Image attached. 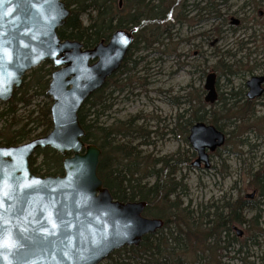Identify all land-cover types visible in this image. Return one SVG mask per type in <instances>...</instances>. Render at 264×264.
Returning <instances> with one entry per match:
<instances>
[{
    "label": "trees",
    "instance_id": "trees-1",
    "mask_svg": "<svg viewBox=\"0 0 264 264\" xmlns=\"http://www.w3.org/2000/svg\"><path fill=\"white\" fill-rule=\"evenodd\" d=\"M121 1L122 3L119 0H63L70 14L65 24L57 29L61 40L78 41L84 49L93 48L100 42L106 43L112 33L119 29L132 31L134 37L117 71L85 100L77 116L84 131L81 138L84 144H93L100 149L97 176L113 200L123 203L145 202L142 215L160 218L163 226L152 234L142 236L137 246H125L111 253L106 258L107 264H219L220 260L215 257L220 256L222 251L230 250L242 254L243 263L254 264L245 260L249 256V249L253 247L262 250L260 260L264 264V221H260V215L255 212L257 207L251 200H225L219 206L213 204L205 207V214L190 209L188 205L183 206L177 193V189H183L182 177L180 175L178 180L175 177L181 171L180 165L183 163L179 150L166 157H141L140 151L131 144L133 140L140 139L139 145H148V138L154 133L152 130L144 125H136L135 120L138 118L135 117L116 120L110 124L101 120L114 104L115 93L126 91V96L122 98L126 100L132 95L131 89L141 85L139 78L131 80L129 76L132 67L128 64L134 65L138 61L141 63L144 59V56H138V61L132 59L136 52L153 47L154 44L157 47L167 45L165 40L169 42V46L170 41L175 39L171 34L174 24L185 20L180 11L188 6L195 13L192 18L198 15L200 19L206 17L208 21L221 17L222 22L218 27L206 31L209 42V33L214 37L219 36L221 25L229 24L225 14L217 8L220 6L219 1L226 0ZM248 6H252L253 10L256 6L264 7V0L244 2L240 11L245 13L242 9ZM257 13L254 20L257 18V23H260ZM231 28L232 31L236 29ZM251 28L245 26V30ZM252 42L249 38L246 41L239 39L238 51L249 49L247 46ZM249 54L250 51L244 54V62L239 59L226 63L224 60L229 61L236 54L228 50L222 54L217 52L221 58L218 60L220 69L228 76L236 75L240 70H252L248 66ZM53 70L49 61L30 70L23 76L21 86L14 90L12 98L4 103V107L0 109V146L19 145L45 136L51 130L52 102L46 90ZM121 75L124 76L120 77ZM134 82H137L136 86ZM222 94L220 106L216 109L211 107L206 110L201 104L199 107H192L190 115L184 121L186 125L206 120L221 130L218 125L220 122H228L230 126L239 122L237 129L240 132H250L249 121L254 117L253 101L246 99L243 93L226 91ZM19 110L23 114H18ZM184 113L186 112L177 115L176 125L182 121ZM229 134L231 138L236 136L232 130ZM124 138L127 139L123 140ZM236 142L240 146L247 144L245 140ZM185 162L189 167L188 161ZM29 168L33 174L41 177L61 175L62 156L49 147L36 149L29 158ZM252 179V184L259 189V195L264 199L263 172L258 170L252 173ZM249 212L254 213L247 217ZM233 224L247 226L241 237L233 229Z\"/></svg>",
    "mask_w": 264,
    "mask_h": 264
},
{
    "label": "water",
    "instance_id": "water-1",
    "mask_svg": "<svg viewBox=\"0 0 264 264\" xmlns=\"http://www.w3.org/2000/svg\"><path fill=\"white\" fill-rule=\"evenodd\" d=\"M69 14L63 0H0V102H8L25 73L42 62L55 68L46 90L51 130L19 145L0 146V264H99L163 226L160 218L142 215L145 202L113 200L97 176L100 149L84 144L77 116L119 68L133 42L132 31L116 30L106 43L84 49L57 35ZM231 24L238 20L231 18ZM215 77L210 72L205 78L209 103L217 95ZM263 79L246 81L248 99L262 94ZM187 139L196 153L192 166L207 168V150L220 147L224 134L196 122ZM47 147L62 156L61 175L30 171V156Z\"/></svg>",
    "mask_w": 264,
    "mask_h": 264
},
{
    "label": "rangeland",
    "instance_id": "rangeland-1",
    "mask_svg": "<svg viewBox=\"0 0 264 264\" xmlns=\"http://www.w3.org/2000/svg\"><path fill=\"white\" fill-rule=\"evenodd\" d=\"M248 1L250 0L219 1L220 6H217V8L225 14L228 23L229 18L232 16L243 20L237 26L223 23L220 27L219 36L215 35L214 37L209 33L210 41L204 43V45L194 39V43L187 46L175 38L170 41L169 46V42L165 40L164 42L168 43L167 45L157 47L154 44L153 47L136 52L132 59L138 61V56H144V59L141 63H138V61L134 65L128 64L129 67H132V73H129V76L131 80L139 78L138 81L141 85L136 86L137 82H134L136 87L131 89L132 95L130 94L126 100H122L127 94L126 91L115 93L113 95L115 97L114 104L101 119L106 124H110L116 120L122 121L135 117V119L138 118L135 120L136 125H144L148 130H152L154 133L150 134L148 145H139L140 139L133 140L131 144L136 147V150L140 151L141 157H166L179 150L183 163L180 165L181 171L175 177L178 180L181 175L183 189H177V193L181 202H183V206L188 205L190 209L198 213L205 214L207 212L204 209L205 207L213 204L219 206L220 203L229 199L264 200L258 193L253 197H245V195H251L253 189H255L252 184V173L264 169V95L258 99L261 105L255 106L256 113L249 121L251 124L250 132H246V130L240 132L237 129L239 122L237 125L231 126L225 121L218 123L221 130L226 134V141L221 149L211 156L209 169L191 168L186 166L185 162L187 160L190 164L194 160L187 140L188 132L186 131L189 127L184 122L188 118L190 106L196 108L204 105L206 110L211 107L216 109L220 106V103H214L209 107L208 103L203 101L205 96L203 85L206 75L215 72L217 90L222 94L226 91H237V87L242 86L251 75L264 74V60H262L263 63L260 61L255 66L252 61H249L248 66L252 67L253 70L237 71V75L230 77L220 69L218 63L221 58H219L217 52L222 54L228 50L230 53H235L233 59L224 60L226 63H232L234 60L239 59L244 62V54L251 49L255 50L252 57L256 56L257 58L259 55L256 52L264 50V43L261 39L262 26L259 27L260 29L256 33V42L247 46L249 49L240 52L237 49V41L239 39H243V41L250 39L251 31L261 24H256V26H252L253 29L247 30H245V26H251L257 22V20L253 21V18L258 11H262L264 15V7L262 6H256L254 10L252 6H248L244 9L246 12L242 13L240 6ZM221 22V17L209 19L205 23V31L218 27ZM258 22L264 23V19H259ZM230 26L236 27V29L232 31ZM174 32V30H171V34ZM181 35H187L185 28ZM172 36L177 37L176 34ZM259 58H264V52L261 53ZM111 82H113V79H111ZM187 97H189V103ZM3 107L4 103L0 102V109ZM21 111L19 110L18 114H23ZM184 111L186 113H184L182 121L176 125L177 115ZM204 122L207 123L206 120ZM231 130L237 137L231 138V134H229ZM237 140H245L247 144L240 146L236 142ZM252 214L253 212H249L247 217ZM262 214L264 218V211ZM233 226L241 230L242 233L246 231L247 227L245 224H233ZM232 231L234 232V230ZM261 252L262 250L259 247L250 248L249 256L245 260L254 262V264H262L260 260ZM243 258L242 254H237L232 250L230 252L222 251L220 256L215 257V259L220 260L219 264H245ZM107 262L105 259L99 264H107Z\"/></svg>",
    "mask_w": 264,
    "mask_h": 264
},
{
    "label": "flooded vegetation",
    "instance_id": "flooded-vegetation-1",
    "mask_svg": "<svg viewBox=\"0 0 264 264\" xmlns=\"http://www.w3.org/2000/svg\"><path fill=\"white\" fill-rule=\"evenodd\" d=\"M189 7L190 6H188L187 8H185V9H183V10H181L180 12H181V14H183L184 16H185V20L183 19V20H181V21H177L175 24H174V26H173V30L175 31L174 33H173V35L175 36V34L177 35V37H175V38H177V39H179L180 40V43H182V44H186L187 46H189V45H192L194 42H193V40L195 39H197L198 40V42L200 41V44L201 45H204V43H206L207 42V37H206V31H205V28H204V26H205V23L207 22V18L206 17H202L201 19L199 18V16L197 15L196 16V18H192V15H193V11H190L189 10ZM244 9H246V7L244 8ZM244 9H242V10H244ZM257 17H258V19H261V20H263L264 19V15H263V12L262 11H258V13H257ZM231 18H234V19H237L238 20V24L237 25H239L241 22H242V20H241V18H237V17H230L229 18V23L231 24ZM255 20H257V18L255 19ZM254 20V18H253V21H255ZM256 24H261V25H257V28L256 29H254V30H252L251 31V35H250V39L253 41L251 44H253V43H255L256 42V33L258 32V30L260 29L259 27L260 26H262V30H263V32H262V34H261V39H262V42H263V40H264V38H263V36H264V28H263V26H264V23H255V24H253V25H251V27L253 26H256ZM231 25H233V24H231ZM237 25H233V26H237ZM186 29V33H187V35L186 36H183V35H181V33H182V31H183V29ZM251 29H253V28H251ZM254 52H255V50H250V54H249V61H252V63H254L253 65L255 66V65H257L258 63H260V61L262 62V60H264V58L263 59H261V58H259V57H261V53H263L264 52V50H262V51H258V52H256L259 56H258V58L256 57V56H254V57H252L253 55H254ZM244 58H245V56H244ZM241 60V59H240ZM263 63V62H262ZM253 70V69H252ZM241 71V70H240ZM213 73H215V72H213ZM236 75H237V72H236ZM207 76V75H206ZM215 76H216V74H215ZM252 76H261V77H263L264 78V74H255V75H251L249 78H251ZM230 77V76H229ZM206 78V77H205ZM248 78V79H249ZM247 79V80H248ZM246 80V81H247ZM246 81L244 82V84H242V86H238L237 87V91H235V93H243V95H244V97L246 98V99H248L247 98V92H248V88H247V86H246ZM204 83H205V81H204ZM261 87H262V89H263V92H262V94L259 96V97H256V98H254V99H248V100H251V101H253V110H254V114L256 113V109H255V106L257 105V106H259V105H261L260 104V101H258V99L259 98H261V97H263V95H264V79H263V82L261 83ZM203 89H204V85H203ZM205 91V90H204ZM215 91H216V99H215V101L213 102V103H209V102H206L205 101V96H204V98H203V101L204 102H206V103H208V106L210 107V105H212V104H214V103H216V104H219L220 103V101H221V99H222V94H220V92L217 90V86H216V77H215ZM205 94H206V91H205ZM242 100H243V98H242ZM187 101H188V103H189V97H187ZM209 109V108H208ZM189 111H192V107L190 106V108H189ZM190 115V112H189V114H188V116ZM196 122H203V123H205L204 121H196ZM196 122H192V123H190L189 125H188V127H189V129H190V127L194 124V123H196ZM205 124H207V125H213V124H210V123H205ZM214 126V125H213ZM215 127V126H214ZM216 128V127H215ZM189 129H188V134H189ZM217 129V128H216ZM219 130V129H218ZM219 131H221L223 134H224V143L220 146V147H218L217 149H215L213 152H210V151H208L207 150V155H208V161H209V165H208V167L207 168H205L204 166H203V164L201 163L199 166H192V162L194 161H191L190 162V167L191 168H196V169H198V170H200V168H202V169H209V167H210V159H211V156L216 152V151H218V150H220L221 149V147L225 144V141H226V134L222 131V130H219ZM188 137V136H187ZM188 140V139H187ZM189 143V142H188ZM190 145V144H189ZM191 147V146H190ZM191 156H194V159L196 158V153H195V151L192 149V147H191ZM262 172H263V170H262ZM264 174V173H263ZM256 193H258V195H259V189L257 188V187H255V189H253V193H252V195L251 196H247V195H245V197H253V195H255ZM253 202V204L255 205V207H257L256 209H255V212H257L258 213V215H260V221H264V218H263V211H264V207H262L263 205H264V200H257V201H252ZM254 213V212H253ZM243 235V234H242ZM241 237V236H240Z\"/></svg>",
    "mask_w": 264,
    "mask_h": 264
}]
</instances>
